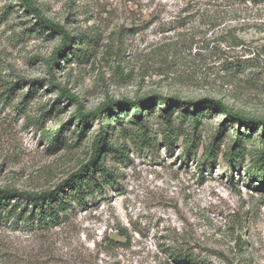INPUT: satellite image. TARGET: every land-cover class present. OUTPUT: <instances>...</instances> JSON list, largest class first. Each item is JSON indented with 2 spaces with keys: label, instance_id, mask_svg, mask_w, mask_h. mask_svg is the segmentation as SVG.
<instances>
[{
  "label": "rangeland",
  "instance_id": "1",
  "mask_svg": "<svg viewBox=\"0 0 264 264\" xmlns=\"http://www.w3.org/2000/svg\"><path fill=\"white\" fill-rule=\"evenodd\" d=\"M33 1L76 40L54 62L63 32L42 28L22 0H0V189L50 191L99 164L117 180L78 211L63 255L4 230L0 264H264V128L212 111L196 130L192 106L157 103L143 124L132 108L123 125L110 122L101 154V123L78 118L162 96L216 99L264 120V2ZM121 230L131 242L106 250Z\"/></svg>",
  "mask_w": 264,
  "mask_h": 264
},
{
  "label": "trees",
  "instance_id": "2",
  "mask_svg": "<svg viewBox=\"0 0 264 264\" xmlns=\"http://www.w3.org/2000/svg\"><path fill=\"white\" fill-rule=\"evenodd\" d=\"M231 1L254 5L264 2V0ZM22 2L26 8V12H31V14L35 15L38 19V24L42 28L52 31L53 34L57 31L63 32L62 47L58 51L59 56L54 57V62H56V59L63 57L67 51L73 50L71 45L75 42L76 38L69 36L67 31L61 29L60 25L46 19L33 0H22ZM81 40L82 44L89 43L87 37L81 38ZM96 41L91 40V42ZM77 52H80V50H77ZM62 95L68 100L79 102L75 97L66 94V91H63ZM157 103L166 105L168 113L171 111V107L169 106L173 104L192 106L194 112L189 117L194 121L196 130L202 124L203 113L206 112L208 114L212 111L226 115L232 121L246 127L264 128V120L243 117L235 113L223 101L211 98H206L199 102L189 101L188 103H184L178 98L169 99L162 96L154 97L152 100L124 101L105 105L97 111L90 113L79 112L78 118L81 122L89 123L92 120H97L101 123L102 127L96 140V149L98 153L102 154L104 148L110 142L111 134H114L115 126L111 129L110 122L113 121L118 126L123 125L124 117L122 115L132 108L134 110L132 119L143 124L145 121L143 118L147 117L145 115L147 109L145 108L147 106L154 108ZM168 123L170 124V121ZM235 148H241L240 140ZM261 160H264V157H261ZM116 180L117 176L111 170L107 169L104 164H99L96 167L87 166L86 169L72 175L57 188L50 191L29 193L17 189H0V232L10 230L32 234L43 240L44 251L47 255H63L60 249H57V245L60 242L69 247L75 244V236L78 232L75 219L78 211L86 206L88 198L94 195L97 190H102L116 183ZM119 232V236L123 241L105 239L106 250H114L116 246L127 245L131 242L130 237L125 233L126 231L121 230ZM170 255H173L178 262H191L190 253L175 252Z\"/></svg>",
  "mask_w": 264,
  "mask_h": 264
}]
</instances>
